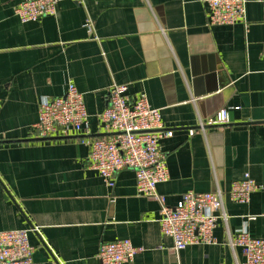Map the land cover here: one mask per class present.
Returning <instances> with one entry per match:
<instances>
[{"label":"crops","instance_id":"0c3cea01","mask_svg":"<svg viewBox=\"0 0 264 264\" xmlns=\"http://www.w3.org/2000/svg\"><path fill=\"white\" fill-rule=\"evenodd\" d=\"M21 1L0 0V230L30 229L31 264H100L101 244L124 238L140 249L126 264H243L233 239L264 238L261 0H247L246 23L221 25L209 23L203 0H63L28 22L14 12ZM69 83L84 93L87 125L38 138L41 102ZM113 83L128 85L130 103L144 94L174 132L162 142L166 204L187 191L223 192L228 217L214 243L176 253L160 203L137 193L134 171L111 187L90 166L87 141L108 135L98 115ZM221 109L230 123L200 127ZM245 175L257 188L248 203L234 201L232 184Z\"/></svg>","mask_w":264,"mask_h":264},{"label":"built area","instance_id":"2783aa9c","mask_svg":"<svg viewBox=\"0 0 264 264\" xmlns=\"http://www.w3.org/2000/svg\"><path fill=\"white\" fill-rule=\"evenodd\" d=\"M61 1L22 0L15 5L14 12L22 22L36 21L43 16L54 15ZM203 1L208 7V21L212 25L247 22V0ZM261 3L264 21V0ZM127 91V84L113 83L108 88L107 107L98 115L101 127L108 135L87 141L90 166L111 187L115 186L116 175L121 170L134 171L137 193L160 203L161 228L165 235L173 238L176 253L191 244L214 243L218 219L228 217L224 211L223 192L220 189L214 192L187 191L176 205L165 203L157 189L159 183L169 179L162 142L174 132L164 128L161 110L151 106L144 94L130 103ZM89 118L84 93L74 83H69L64 95L41 102L39 119L33 129L38 138L62 137L82 131ZM230 122L227 109H221L207 122H201L200 127ZM256 188V182L245 175L232 184L230 197L234 201L248 203ZM256 217L251 215L250 219ZM29 233L28 228L0 230V264L32 263L34 246ZM232 245L243 249V264H264V238L242 232L233 239ZM139 250L131 239L124 238L103 242L98 257L100 264H126L135 259Z\"/></svg>","mask_w":264,"mask_h":264},{"label":"water","instance_id":"95a60500","mask_svg":"<svg viewBox=\"0 0 264 264\" xmlns=\"http://www.w3.org/2000/svg\"><path fill=\"white\" fill-rule=\"evenodd\" d=\"M1 142H4V141H3V140H0V143H1Z\"/></svg>","mask_w":264,"mask_h":264}]
</instances>
